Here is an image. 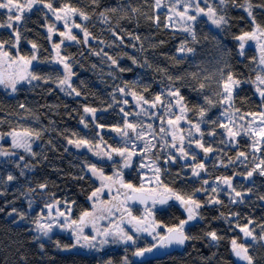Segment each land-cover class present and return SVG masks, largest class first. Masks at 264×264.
I'll return each instance as SVG.
<instances>
[{
  "label": "trees",
  "instance_id": "1",
  "mask_svg": "<svg viewBox=\"0 0 264 264\" xmlns=\"http://www.w3.org/2000/svg\"><path fill=\"white\" fill-rule=\"evenodd\" d=\"M18 2L23 3V0ZM51 2L56 8L68 3L87 13L90 17L88 20L76 16L75 23L86 27L95 39L91 38L85 43L83 31L73 27L72 32L77 36V41L65 40L60 48L61 55L71 58L74 73L72 86L81 93L79 96L75 93L70 96L62 94L61 88L52 81L44 83L43 80H35L30 84L21 82L17 85L16 92L0 86V134L5 137L17 129L31 130L27 122L36 117V132L40 133L39 140L44 142V149L36 147L33 150L35 156L13 149L12 146L0 145L2 151L15 152V155L7 156L2 161L3 166L5 163L3 168L8 169L0 177V264H108L109 260L112 264H123L125 256L132 264H236L232 254L233 239L248 248L254 264H264V228L261 227L264 226V200L260 199L264 196V175H260L257 170L251 177L247 176V172L264 159V145H261L256 157V153L251 150L252 137L243 134L226 147L217 169L218 173L235 176L237 187L244 192L242 202L239 199L236 203L230 202L229 193L227 196L217 197L222 204L201 201L203 207L199 214L202 219L185 228L196 239L190 240L183 252L135 263L132 261V252L137 247L150 246L151 241L140 243L125 255H111L103 260L101 256L63 250L70 246V240L60 233L54 234L48 241L37 239L39 236L33 222L38 216L35 206L60 205L67 212L70 207L71 217L74 219L92 208L91 199L83 197L84 188H89V182L83 181L81 164L75 159L76 155L65 152L62 139L58 137L61 131L71 126V123L67 124L70 122L68 119H62L63 114H68L67 110L70 108H77L80 98L86 99V105L95 104L99 110L108 109L105 115L117 114L118 111L112 107V100L127 96L118 92V87L153 99L174 84L180 89L195 122L200 121L197 111L200 107L210 109L205 119L215 120L219 117L221 120L220 113L224 106L219 103L220 97L217 95L221 69L225 74L231 71L242 81L255 79L256 75L253 71L256 67L253 59L255 56L248 53L241 58L237 50L240 41L235 37L251 32L254 27L247 11L242 7L230 4L226 13L228 24L219 29L206 18L200 19L196 25L197 38L193 41L183 30L166 26V13L157 11L155 0H98V5L93 4L92 0ZM242 2L243 0H236V4ZM215 3L218 4V0ZM251 3L256 23L264 27V0H251ZM113 7L118 10L107 12L105 22L100 13ZM132 9L137 11L133 12ZM157 16L160 18L159 24L155 20ZM6 20V10L0 9V24ZM50 25L55 28L51 38L48 32ZM17 26L20 32L18 45H15L13 30L0 27V41L7 42L4 50L11 57H31L34 54L32 44L35 43V55L38 59L32 62L35 65L31 72L40 76H52L53 79L58 75L62 76L61 69L53 60L55 50L52 45L61 41L59 32L66 31L63 22L57 21L47 9L38 10V7H34L30 12L24 11L20 22L13 23V28ZM114 32L117 35H113ZM133 36H139L140 39L135 40ZM118 37H123V41ZM182 43L195 48V54L179 55L178 49ZM101 49L103 53L117 59L118 66L111 64L107 56L95 54L101 52ZM133 59L137 62L133 63ZM121 68L125 71H120ZM193 73L196 74L195 78ZM169 76L173 78L172 81L168 79ZM177 77L180 79H176ZM201 83L205 85L202 90L199 88ZM254 86L241 83L234 91L235 108L242 113L261 111V102L254 95ZM205 97L211 99L215 106H209ZM21 104L25 107H20ZM206 124L211 128L217 127ZM240 152H244L248 159L241 157L236 160ZM229 158L234 162L229 163ZM9 174L16 179L8 181ZM40 184L47 186L41 189ZM186 191L191 195L193 190ZM13 209L17 211L13 212ZM18 213H23L25 218L21 219ZM186 216L181 208L172 204L159 212V220L168 226L177 225ZM243 227L254 230L253 236H245L240 231ZM211 231H215L220 239L212 241L206 235ZM41 244L43 248L40 247Z\"/></svg>",
  "mask_w": 264,
  "mask_h": 264
},
{
  "label": "snow or ice",
  "instance_id": "2",
  "mask_svg": "<svg viewBox=\"0 0 264 264\" xmlns=\"http://www.w3.org/2000/svg\"><path fill=\"white\" fill-rule=\"evenodd\" d=\"M93 4L98 5V0H92ZM201 4L204 6L202 7ZM231 4L233 7H242L247 11L248 16L250 17V22L253 24V31L244 32L242 35L235 37L236 40L240 41V55H243L244 43L248 40H252L256 42V46L259 48L260 55L259 59H254L256 67L253 68V71L256 73L255 79H248L242 81L235 77V75L229 71L226 74L221 69L220 71V80H219V91L217 95L220 97L219 103L224 106L222 116L227 118V123L222 122L218 117L215 120L210 118L205 119L207 112L210 110L209 108L200 107L197 109L200 121L198 123L192 124V121L187 120L186 111H188L187 104L184 103V97L181 95L180 89L175 87L174 84L170 85L166 91V93L157 94L154 96L152 100H148L144 97V95H138L136 91L126 92L124 87H118L117 91L125 94L131 95L136 100V107L140 109L139 112H136L135 115L139 116L143 114L147 116L149 119H159L160 126L158 129L153 127V124L148 123L144 124L142 122H130L126 118L131 115L130 112H125L123 108L120 109L121 113L125 117L123 121V126H117L112 129L115 131L121 138L123 139V143L121 146L113 147L112 145L104 143V151L101 152L100 149L102 147L101 144L95 143L93 140L87 138H77V139H69L68 143L73 144L76 148H87L89 151L96 149L94 152L95 155L101 156L102 158H106L107 160H113L114 156L120 157L123 168H128L131 166V160L137 153V144L136 141H143L140 146V158L141 161L145 159L149 154H154L153 150L157 148V144L152 143L153 140H157V136H159L158 143L163 147L159 149V151H164V147H168L174 149L176 152L180 154L182 159L195 162L196 156L191 154L185 147V140H188V148H191L192 144H195L196 148L202 149L205 154L212 152L214 149L211 146L205 147V145L201 142L204 136V132L201 131L202 123H210L216 125L219 128L224 129L223 135L225 139L221 140V143H229L231 141H235V138L240 135H249L253 137L252 139V148L253 153L261 150L260 145L264 142V27L256 23L255 16L253 15V4L251 0H243L242 3L236 4V0H218V4L210 2V0H170L169 12L174 14V17L178 23L181 24L182 30L185 33H188L193 41H196L197 33H196V21L201 16L205 17L207 21H209L216 28H222L228 24L227 18V9ZM156 8H160L162 6V0H155ZM182 6L183 10H180ZM34 7L47 9L52 15L55 17L57 21H62L63 26L66 31L59 32V35L64 39H61L59 43L53 44L52 47L55 50V56L53 60L55 63L62 65V76H56L53 79L52 76H40L31 71L30 69L32 62L37 60V56L35 55V50H37V45L35 43L32 44V49L34 50V54L31 57L25 56H16L11 57L8 51H5V43L4 41H0V65L5 63V58H7V62L12 65H18L24 69L23 72L18 74H5L0 73V85H3L5 88L11 89L12 92L17 91V85L21 82L32 83L35 80H43L44 83H48L52 81L56 83L61 90L66 91L69 95L75 93V95L79 96L81 93L78 92L71 84V77L74 75L72 72V64L69 62L71 60L68 56L61 55L60 48L61 45L68 41H77V36L73 34L72 28H79L83 31V39L86 43L88 39L91 37V34L88 32L86 27H82L81 24L75 23V17L79 16L82 20H88L90 17L84 11L72 7L70 4L65 3L62 7L56 8L53 7V3L51 0H23V3L18 2V0H0V9L6 10L7 20L5 23L0 24V27H7L12 29L14 32V40L15 45H18L20 40V32L18 26L13 28L14 22H20L23 17V13L25 10L31 11ZM264 7V6H262ZM118 9L113 7L110 9H105V11L100 13L102 19L107 22V12H116ZM133 12L137 11V9H132ZM152 19V17H149ZM168 20H172L173 16L169 15L167 17ZM157 24H159V16L155 17ZM170 26V25H166ZM55 31L54 26L50 25L48 27L49 38H51V33ZM113 35H117L115 32ZM95 39V37H91ZM135 40H139V36L132 37ZM118 39L123 41V37H118ZM14 45V46H15ZM135 47V45H133ZM179 51L181 53L195 54V48L189 47L187 43H182ZM96 55L103 54L108 57V60L111 61V64L118 66V60L114 59L111 56H108L107 53L101 52L95 53ZM137 61L133 59V63ZM120 71H125V69L121 68ZM193 78L196 77V74L193 73ZM170 81L173 80L172 77H168ZM176 79H180L177 77ZM241 83H249L255 85L254 91L257 94L260 102H261V111L258 113L248 112L242 113L240 109L235 108V99H234V90L239 88ZM127 87V85H126ZM205 87L203 83L199 84V88L202 90ZM147 90V86H145L144 91ZM162 96H166L167 102ZM205 101L209 106H215L211 99L205 97ZM123 104H128V100L124 99L122 101ZM147 105V107H145ZM20 107H25L23 104ZM162 109V113H157L152 111L157 108ZM173 108H178L179 114L172 111ZM233 110V111H230ZM83 111L85 113L91 114L93 119L95 118V113L97 109L84 107ZM238 121L245 123H237ZM186 121L191 127L187 130L182 128L181 122ZM81 123L84 124V127L87 128L88 124L84 122V119H81ZM231 125V127H230ZM96 128L102 129L104 128L103 124H96ZM194 130V131H193ZM194 132L199 133V138H194ZM130 133L134 134L131 135ZM9 136L12 137V148L13 149H23L25 152L36 155L32 150V140L33 137L39 139L40 133L33 132L31 130H24L22 132L12 131L8 133ZM75 135V134H73ZM210 136H215L216 132L213 130L208 133ZM259 137V140H256L255 137ZM3 137V134H0V138ZM170 137V140H169ZM0 155L3 156H11L15 155V152H6L0 150ZM241 157L244 160L248 159V156L244 152L238 153L236 160H239ZM151 159V157H149ZM23 159V156L20 157ZM159 155H155V159L151 160V163L144 164L141 163L139 166L141 168L148 167L153 172V178L155 180V185L152 188H146L145 184L142 182L140 187L137 188L131 183H125L121 178V173H116V180L112 181V177H105L102 169H98L95 164H90L88 166L89 171L93 173V175H99L102 184L101 189L106 185L103 183L104 181H112L115 184H118L120 188L126 189L123 193L124 199L118 200L117 197H113L116 203H112L111 201L107 203L102 202V206L94 205V211L88 212L84 211L77 219H70L71 208H68V215H65V212L59 211L57 209L56 217H63L64 220L61 222L56 217L52 216V209L55 207L53 204H46L45 207L48 209L47 217L44 216V213L41 212L40 216L36 218L33 222L36 224V231L43 236H49L52 233L53 229L56 227H60L65 230L72 231L75 237V244L72 247H82V248H90L96 249L99 247H103L104 245L111 243H120L124 245H136L137 238L135 233L139 232H148L149 235L153 237V240L156 241L155 244L150 247L139 248L137 247L135 251L132 252V255L137 258L144 259L147 255H154L155 251L170 249L172 246H183L187 241L196 239V237L190 235L185 231V226L190 222L199 219L202 217L199 214V209L203 207V204L195 199V192L203 191L208 192L209 189L203 187V185H207L208 181L204 180L201 188L196 189L191 195H184L179 192H176L169 188L167 185H164L160 180L161 167L159 166ZM177 157L173 152L167 153V160L164 161L167 163H174ZM253 159H255V155L253 154ZM234 161L229 158V163H233ZM226 166V165H225ZM192 175L195 177H199L201 171H206L203 163H193L192 164ZM259 169L260 175H264V159L260 160L250 171L247 172V176L251 177L254 172ZM23 174V173H21ZM16 177L9 174L7 176L8 181L15 180ZM223 181V184L227 186L228 189L231 190V201L232 203H236L239 201L242 202L244 193L241 191H237L236 188L232 185L231 179L228 177L218 178L217 183L219 181ZM47 185L40 184L39 187L41 189L45 188ZM120 188L117 189V195L120 194ZM101 189H97L94 191L89 199L97 198V194L101 191ZM162 190V191H161ZM212 196H209L207 203L211 204H222L223 202L219 200L217 197L218 192L217 188L213 187L210 189ZM251 189H249V192ZM138 200L141 204L145 205L144 215L143 216H133L131 210L127 207L128 200ZM174 199L178 201L179 204L185 209L187 216L185 219L179 221L176 226H162L157 223L152 214V208L156 206L157 203L166 204L168 200ZM260 199L264 200V196H261ZM151 201V206H149L148 201ZM57 204L59 201L56 202ZM67 203V202H65ZM16 209H13V212H16ZM114 212H120V219L116 222H112L109 218L114 214ZM21 219H24L23 213H18ZM238 215V214H234ZM109 219L108 227H100L97 222L99 220ZM46 221V222H45ZM125 221L128 224H131L134 232L130 233L126 230L123 225ZM252 223V221H249ZM91 226L94 231L93 235H86L84 233L85 227ZM163 227L165 230L161 234V232L157 231V229ZM264 228V226H261ZM241 232L245 234V236H253L254 230H249L247 227H243L240 229ZM206 235L212 240L217 241L220 237L217 235L215 231H211L206 233ZM99 237V240L97 239ZM39 237H37L38 239ZM264 238V237H262ZM232 251L234 254L241 260L246 261L247 264H254L253 257L249 255L248 248L243 244H238L236 239L231 241ZM59 246V243H58ZM43 248V244L40 245ZM67 247V246H65ZM108 264H112V261L109 260ZM123 264H132V262L128 259L127 256L123 259Z\"/></svg>",
  "mask_w": 264,
  "mask_h": 264
},
{
  "label": "flooded vegetation",
  "instance_id": "3",
  "mask_svg": "<svg viewBox=\"0 0 264 264\" xmlns=\"http://www.w3.org/2000/svg\"><path fill=\"white\" fill-rule=\"evenodd\" d=\"M201 6L203 7L204 5L201 4ZM200 19H205V17L201 16L200 18H198V20L196 21V25ZM174 30H178V29H174ZM60 38L64 39L61 36ZM240 43L241 42H239L238 49H237L239 53H240ZM248 53H252L255 56L256 60L259 59L260 51H259V48L256 46L255 41L248 40L244 43L243 55H241V58H244ZM34 65L35 63L31 65L28 71H31ZM57 65H58V68L61 69V72H62V65L60 64H57ZM73 79H74V76H72V79H71L72 85L74 84ZM163 93H166V92H163ZM62 94L64 93L62 92ZM254 95L256 99L258 100V102H260L255 91H254ZM66 96H70V95H66ZM145 98L148 100H152L147 97ZM162 98H164L166 102H167V99H170V98H167L166 96H162ZM124 99L128 100V104L122 103ZM78 101H79V104L77 108L75 109L70 108L67 110L68 114L66 115L65 113L63 114L62 119H68L70 122H67V124L71 123V126H68L67 129H65L64 131H61L58 137L62 139V148L65 150V152H67V154L76 155L75 159L81 164V172H82L83 181L89 182V188L87 187L84 188L83 197H90L94 191H96L97 189H101L102 181L98 174L93 175V173L89 171L88 166L90 164H95L98 169H102L104 176L112 177V181L116 180V173L120 172L121 178L125 183H131L135 187L139 188L141 183L143 182L146 188H152L155 185L153 174L148 172V170H150L148 167L141 168L139 165L141 163L149 164L151 163L152 159H155V155H159L160 157L159 166L161 167L160 180L163 182L164 185H167L172 190L179 192L181 194H184V195H189L186 191L187 189L188 191L193 190L192 191L193 193L196 189L201 188L204 180H207L208 184L203 185V187H206L210 190L209 185H210L211 180L218 179L220 176L226 175L221 172L218 173L217 169L221 165L222 155L225 153L226 147H228V145L233 141L229 143H221V140L225 139V136L223 135L224 129L219 128V127L211 128L207 124H201V131L204 132V136L201 142L205 145V147L211 146L214 149L212 152L205 154L202 149L196 148L195 144H192L191 148H188V140L186 139L184 142L186 149L191 154H194L196 156L195 162L191 161L190 159L188 160L182 159L178 152L168 147H164V151L162 152L159 151V149L163 147L161 144L158 143L159 136H157V140L152 141V143L157 144V148L153 150L154 154H149L148 156L145 157L143 161H141V158L139 155L140 146L142 145L143 141H136L138 154L132 158L131 166L128 168H123L120 157L114 156L113 160H107L106 158H102L101 156L95 155L94 152L96 151V149L89 151L87 148H84V147L76 148L73 144L68 143L69 139L87 138V139L93 140L95 143L102 145L100 149L101 152L104 151L103 145L105 142L106 144L112 145L113 147L121 146L124 138H121L115 131H112L114 127L123 126V121L125 117L123 116V113H121L120 111L121 108H123L125 112L132 113L126 118L130 122H142L144 124L151 123L153 124V127L156 129H158L160 126L159 119H149L147 116H144L143 114L139 116L135 115V113L139 112L140 109L136 107V100L131 95H127L126 97L112 100V102H114V105L112 107L118 111L117 114L112 113V114L105 115L108 109L99 110V107L95 106V104H92V106L86 105L84 104V102H86V99H83V98H80ZM184 103L187 104L185 100H184ZM84 107L97 109L94 119L91 116V114L85 113L83 111ZM145 107H147V105H145ZM73 110L75 112H72ZM152 111H155L157 113H162V109H160L159 107ZM172 111L179 114L178 108H173ZM185 115H186L187 120L192 121V124L197 123L193 120L192 115L189 113V109L188 111H186ZM82 118L84 119V122L88 124L87 128H85L84 124L81 123ZM96 124H103L104 128L98 129L95 127ZM180 126L184 128L185 130L191 127L186 121H182ZM213 130L216 132V135L215 136L208 135V133ZM130 134L134 135L132 133ZM218 135H220V138L218 137ZM194 138H199V133L194 132ZM169 140H170V137H169ZM168 152H173L176 155L177 159L174 163H167V164L164 163V161L167 160ZM149 157H151V159ZM197 162L203 163L206 169V171H201L199 177H195L192 175L191 166L193 163H197ZM218 162H220L219 165L217 164ZM234 177H235L234 175L229 176V178L232 180H235ZM112 181L103 182L106 186L103 187L101 191L97 194L98 196L97 206H102V202L107 203L111 201L112 203H116L118 200L124 199L123 193L126 191V189L120 188L118 184H115ZM118 188H120L119 195H117ZM238 190L244 193L242 189L239 187H238ZM228 193L230 195H234V194H231V190H229L227 187H224L222 191L218 193L217 197L227 196ZM212 195L213 194L210 193L209 191L208 192H203V191L195 192V197H209ZM113 197H117V201H114ZM148 204L149 206H151V202H148ZM171 204L176 205L177 207L181 208L186 214L185 209L179 204L178 201L168 202L167 204H164V205L156 204V206L152 208L153 218L157 223L161 224L162 226L166 224L162 222V220L161 221L159 220V212L165 208H168ZM127 207L131 210V213L133 216H143L144 215V208H145L144 204L134 203L130 199L127 202ZM55 211L57 212L56 209ZM91 211L92 210L88 212H91ZM67 215H68V212L66 216ZM120 215H121L120 212H114V214L109 219L112 222H116L120 219ZM70 219H74V218H72L70 215ZM109 219H103L102 220L103 224L101 225V227H108ZM188 226H186V228ZM123 227L130 232L135 231L132 225L128 224L126 221ZM164 230L165 229L163 227L157 229V231L161 232V234L164 232ZM137 234L142 239L144 240L146 239V241L148 240L147 242H150L149 238L151 237V235L145 236L142 234V232H139ZM63 235H65V237L68 240H70V246L66 249H63L65 251L69 250L70 252H76V253H81L85 255L101 256L103 260H106L108 256L117 254L114 252L115 251L114 249L116 248L117 243L109 242L103 247H98L96 249H90L86 247L82 248L79 246L72 247V245L75 244L74 235L72 233H69L68 235L67 234H63ZM86 235H89V234H86ZM146 241L143 243H147ZM151 242H152L151 245H153L156 241H151Z\"/></svg>",
  "mask_w": 264,
  "mask_h": 264
},
{
  "label": "rangeland",
  "instance_id": "4",
  "mask_svg": "<svg viewBox=\"0 0 264 264\" xmlns=\"http://www.w3.org/2000/svg\"><path fill=\"white\" fill-rule=\"evenodd\" d=\"M212 0H210V2H211ZM169 7H170V0H162V6L160 7V8H156L157 9V11H160V12H165L166 13V19H167V17L169 16V15H172L173 16V19L172 20H168L167 19V24L168 25H170V28H172V29H181L182 30V26H181V24L180 23H178L177 21H176V19H175V17H174V14H172V13H170L169 12ZM180 10H183L182 9V6H181V8H180ZM89 41L91 40V37L88 39ZM178 54L179 55H184L185 53H181L180 51H179V49H178ZM0 70H1V73H5V74H13V75H15V74H18V73H20V72H23L24 71V69H22V67H19L18 65H12V64H9L8 62H7V58H5V63L4 64H2V65H0ZM71 79H72V77H71ZM8 89V88H7ZM9 90H11V89H9ZM235 91V90H234ZM62 92L64 93V94H66V95H69L66 91H63L62 90ZM233 95H234V93H233ZM230 111H233V110H230ZM223 112V111H222ZM222 112L220 113V117H221V121L222 122H225V123H227V118H225V117H223L221 114H222ZM34 117V116H33ZM35 118V119H34ZM34 118H32V119H30L29 120V122H27V123H29V129H31L33 132H36V130H37V126H38V121H37V119H36V117H34ZM22 122H24V121H22ZM237 123H245V122H241V121H238L237 120ZM22 127H24V125H21ZM230 127H231V125H230ZM26 130V129H25ZM15 131H17V132H22V131H24V130H20V129H17V130H15ZM196 135V134H195ZM251 137V136H250ZM237 138V137H236ZM252 139H253V137H252ZM255 139L256 140H259L260 138L257 136V137H255ZM251 142H252V140H251ZM44 142L41 140H39V139H36L35 137H33V140H32V150H34L36 147H41V148H43L44 149V146H42V144H43ZM0 145H2V146H4V147H9V146H11L12 145V137L11 136H9V135H7V136H5V137H3V138H0ZM261 145H264V142H262L261 143ZM261 145H260V147H261ZM45 149H48V148H45ZM17 150H20V151H24L23 149H17ZM251 150H253V148H252V146H251ZM25 152V151H24ZM256 153V157H257V155H258V153H259V151L258 152H255ZM1 157L2 158H0V177H1V175H2V173L3 172H7V169H8V167H5V168H3L4 166H5V163H4V166H3V159H5L7 156H3V155H1ZM218 165L220 164V162H218L217 163ZM257 164V163H256ZM255 164V165H256ZM254 165V166H255ZM259 170V169H258ZM148 172H150L151 174H153V172L151 171V169L150 170H148ZM221 177H228L229 178V176L228 175H222V176H220L219 178H221ZM217 180L218 179H214V180H211V182H210V189L211 188H213V187H216L217 188V192L219 193L220 191H222V189L224 188V187H227L226 185H224L223 184V181L221 180V181H219V183H217ZM231 182H232V185L236 188V190L237 191H239L238 190V187L236 186V183H235V180H232L231 179ZM230 190V189H229ZM209 192L211 193V191L209 190ZM230 192V191H229ZM249 193V192H248ZM208 198L209 197H198L197 198V200L199 201V202H201V201H203V202H207V200H208ZM217 198V197H216ZM196 199V198H195ZM97 202H98V199L97 198H93L92 199V208H91V210L92 211H94V205H96L97 206ZM54 205V204H53ZM56 206V205H55ZM34 209H36L37 210V215L38 216H40V213L41 212H43L44 213V216L45 217H47V213H48V209L45 207V205H43L42 207H34ZM55 209L57 210V209H59V211H61V212H64V211H66V208H62L60 205H58V206H56V207H53V209H52V216L53 217H56V211H55ZM200 210V209H199ZM198 210V211H199ZM91 211V212H92ZM67 214V211L65 212V215ZM186 215H187V213H186ZM37 216V217H38ZM58 220H60L61 222H63V220H64V218L63 217H56ZM199 219V218H198ZM197 219V220H198ZM197 220H195V221H197ZM195 221H192V222H190L188 225H190V224H192V223H194ZM46 222V221H45ZM35 224V223H34ZM97 224H98V226H100L101 227V225L103 224V222H102V220H99L98 222H97ZM188 225H186V226H188ZM35 226H36V224H35ZM186 226H185V228H186ZM36 230V229H35ZM37 232V231H36ZM84 232L86 233V234H89V235H93L94 234V231H93V229L91 228V226L89 225L88 227H85V229H84ZM130 232V231H129ZM56 233H62V234H69V233H72V231H70V230H65V229H62V228H60V227H56V228H54L53 229V231H52V233H50L49 234V236H43V235H41L40 233H38L37 232V234H38V236H39V238L41 239V240H44V241H48V240H50L51 238H52V236L54 235V234H56ZM130 233H132V232H130ZM73 234V233H72ZM135 236H136V238H137V243H136V245H124V244H120V243H117L116 244V248L114 249L115 251V253H117V254H123V255H125L126 254V252L129 250V249H131V248H133V247H135V246H137V245H139L140 243H142V242H145L146 241V239L144 240V239H142L137 233H135ZM98 240H99V237L97 238ZM149 240L150 241H155V240H153V237L151 236L150 238H149ZM148 241V240H147ZM146 241V242H147ZM99 247V246H98Z\"/></svg>",
  "mask_w": 264,
  "mask_h": 264
},
{
  "label": "water",
  "instance_id": "5",
  "mask_svg": "<svg viewBox=\"0 0 264 264\" xmlns=\"http://www.w3.org/2000/svg\"><path fill=\"white\" fill-rule=\"evenodd\" d=\"M0 73H1V70H0ZM0 86H3V85H0ZM131 201L134 202V203H139V204H141L138 200H132V199H131ZM172 201H175V200H174V199H170V200H168V202H172ZM148 202H151V201L149 200ZM168 202H167V203H168ZM167 203H166V204H167ZM157 204H160V203H157ZM162 205H164V204H162ZM185 231H186V230H185ZM186 232H187V231H186ZM142 234L145 235V236H149L148 232H142ZM189 241H190V240H189ZM189 241H187L183 246H175V245H174V246H172L170 249L160 250V251H155V250H154V255H147V254H146V256H145L144 259L137 258V257H134V256L132 255V261L135 262V263H142V262H145V261H147V260L164 258V257H166L167 255H169V254H171V253H175V252H183V251L187 248ZM155 243H156V242H155ZM155 243H154V244H155ZM113 247H114V246H113ZM113 247H111V248H113ZM149 247H150V246H149ZM232 254H233L234 262H235L236 264H247L246 261H243V260L239 259V258L234 254L233 251H232Z\"/></svg>",
  "mask_w": 264,
  "mask_h": 264
}]
</instances>
